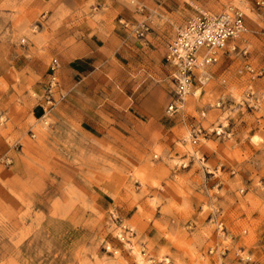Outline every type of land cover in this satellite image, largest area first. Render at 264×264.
Wrapping results in <instances>:
<instances>
[{
    "label": "rangeland",
    "instance_id": "rangeland-1",
    "mask_svg": "<svg viewBox=\"0 0 264 264\" xmlns=\"http://www.w3.org/2000/svg\"><path fill=\"white\" fill-rule=\"evenodd\" d=\"M148 1L0 0V264H264V19ZM230 5L247 31L169 114L177 28Z\"/></svg>",
    "mask_w": 264,
    "mask_h": 264
},
{
    "label": "built area",
    "instance_id": "built-area-1",
    "mask_svg": "<svg viewBox=\"0 0 264 264\" xmlns=\"http://www.w3.org/2000/svg\"><path fill=\"white\" fill-rule=\"evenodd\" d=\"M253 11L264 19V0H255ZM126 26L129 25L125 23ZM150 27L140 23L133 27L136 34L144 37ZM247 31V14L239 6L230 5L220 12H213L197 6L179 25L175 37L168 46L167 60L172 67L171 79L174 85V97L167 105V112L175 114L184 108L186 98L196 83L204 85L211 80L210 69L216 65L229 43L240 38ZM236 46H233L235 49ZM61 64L58 58L51 62V89L57 84L56 72ZM224 101H219L217 107H222ZM206 116V112H202ZM211 133L221 134L212 129ZM210 134L201 125L194 126L193 142L199 141L200 135Z\"/></svg>",
    "mask_w": 264,
    "mask_h": 264
},
{
    "label": "crops",
    "instance_id": "crops-1",
    "mask_svg": "<svg viewBox=\"0 0 264 264\" xmlns=\"http://www.w3.org/2000/svg\"><path fill=\"white\" fill-rule=\"evenodd\" d=\"M109 1L110 0H101L102 3H108ZM202 1H198V2L204 6ZM187 6L188 5L181 0H150L148 1L149 12L153 14L161 13L164 16H166L165 12L169 15L173 14L175 20L179 22H182L184 18L187 16V14L190 12V9H188ZM162 9L165 12H163ZM165 45L167 46V44ZM261 253L263 254L264 250ZM226 264H233V262H228Z\"/></svg>",
    "mask_w": 264,
    "mask_h": 264
}]
</instances>
